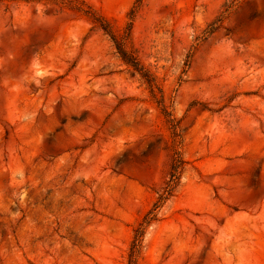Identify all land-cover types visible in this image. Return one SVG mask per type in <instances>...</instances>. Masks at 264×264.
<instances>
[{
    "label": "rangeland",
    "instance_id": "1",
    "mask_svg": "<svg viewBox=\"0 0 264 264\" xmlns=\"http://www.w3.org/2000/svg\"><path fill=\"white\" fill-rule=\"evenodd\" d=\"M87 5L179 122L137 264H264V0H0V264H128L169 180L173 132Z\"/></svg>",
    "mask_w": 264,
    "mask_h": 264
},
{
    "label": "trees",
    "instance_id": "2",
    "mask_svg": "<svg viewBox=\"0 0 264 264\" xmlns=\"http://www.w3.org/2000/svg\"><path fill=\"white\" fill-rule=\"evenodd\" d=\"M13 1V0H9ZM24 2H32L36 0H22ZM84 4V3H83ZM73 10V9H72ZM74 11L81 13L85 16H88L94 24H96L105 34H107L117 51V54L123 61L125 65L131 68L136 74L140 75L142 80L147 84L148 88L154 99H156L157 104L161 108L162 114L166 119V122L170 129L173 132L174 141H173V155L172 161L170 165V174L169 180L166 183V187L164 188L163 193L159 196L158 201L154 204L153 209L144 217L142 222L139 223L137 228L134 230V237L131 244V250L129 254L128 264H137V260L142 250L143 238L147 228L151 223L158 220V211L163 206V204L171 198L180 182L181 174L184 170L186 162L182 158L181 152L176 148L179 144L177 141L180 135L179 122L173 117L171 112H169L168 108L163 102L162 90L158 86L155 78L152 74L141 64L136 55L128 50L127 45L124 40L119 39L108 23L102 16L96 14V12L87 5L86 8H75ZM214 32L213 30H209L207 34H211ZM158 93L161 96L158 98Z\"/></svg>",
    "mask_w": 264,
    "mask_h": 264
}]
</instances>
